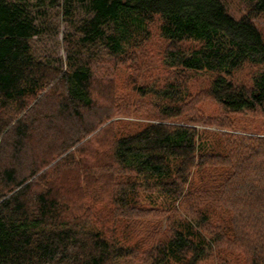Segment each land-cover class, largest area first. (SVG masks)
<instances>
[{"label": "trees", "instance_id": "obj_1", "mask_svg": "<svg viewBox=\"0 0 264 264\" xmlns=\"http://www.w3.org/2000/svg\"><path fill=\"white\" fill-rule=\"evenodd\" d=\"M249 7L237 18L224 0H0V264H264V132L236 128L238 116L264 121V0ZM43 8L73 22L65 69L33 53ZM155 19L166 65L212 75L202 92L221 114L194 104L192 118L215 129L180 124L188 106L171 82L147 91L165 101L157 122L109 135L95 50L130 55ZM248 63L263 70L234 82ZM102 131L106 148L89 138ZM81 148L93 164H74Z\"/></svg>", "mask_w": 264, "mask_h": 264}, {"label": "rangeland", "instance_id": "obj_2", "mask_svg": "<svg viewBox=\"0 0 264 264\" xmlns=\"http://www.w3.org/2000/svg\"><path fill=\"white\" fill-rule=\"evenodd\" d=\"M253 1L254 0H224L229 12L237 18L248 13L250 9L249 6ZM80 11L81 14L87 13L82 7ZM32 12L36 23L41 29V33L32 40V49L35 57L41 62L48 63L55 68L65 69L67 67V56L69 52L67 49V36L70 40L73 39L74 36H77L72 27L73 22L70 23L64 20L58 8H43L38 11L33 9ZM254 21L264 35V13L255 16ZM160 24V19H155L150 24V38L140 47L133 50L134 52L130 55L113 57L107 53L106 49L100 51L95 50L98 55L92 59L93 79L96 82H94V84L99 86L102 85V87H109V90L106 91L102 89V94L104 96L98 97L100 98V107H108L111 111L112 118L109 124L110 128L114 129H109V135L126 133L128 131L143 128L149 123L157 122L160 118V107L165 101L158 95L147 91H156L157 89L165 88L171 82H175L176 85L181 86L184 91L182 95L184 97L183 102L188 106L185 110L186 113L183 115L184 118H181L182 121L180 124L186 122L191 126H196L198 129L209 130L216 128L215 126L202 124V122L195 123L197 118H192V116H194V111H192L194 104H197L196 108L199 114L202 113L210 117L221 114L218 105L202 92L210 86L212 75L205 71L193 72L166 65L164 56L167 48L171 44L161 36ZM183 44L185 49L196 46V43L193 41H186ZM83 56L87 57L88 54L84 53ZM261 70H263V67L248 63L238 69L234 73L232 79L236 83L249 85L253 76ZM55 82L56 81H53V83H51L54 90L56 87ZM47 90H45V92ZM33 100L34 99H29V102L27 101L28 104H31L24 106V110L11 107L12 112L10 111V117L17 120L21 116L19 112L24 113L28 111L29 108L36 103L37 100ZM39 106H41V104H39ZM197 113L195 114L196 116ZM237 119V126L239 127L236 128L264 132V121L262 119H252L244 115L238 116ZM164 120L166 123H174L173 120H175V118H164ZM105 131L100 132L98 135H94L93 133L89 136V138H92V143L94 145H99L97 146L98 148H100V145L105 148L108 146L104 143V138L108 136V133ZM80 150V155L77 151L75 152L74 164L77 165V160L82 159V157L93 164L95 158L92 157L96 155L91 153L92 155L88 154L90 156L87 157L85 155V148H81ZM46 168L47 167H43V169ZM43 169L41 168L40 172H42ZM74 173L77 176V171H74L73 174ZM49 175L54 179L52 173ZM78 175L83 176L82 172H79ZM70 178H74V175H71ZM75 178L77 187V177ZM79 179L82 180L81 177H79ZM71 187L72 186H70V188ZM70 188L69 190H71ZM75 192L77 198V189ZM81 194L85 196L84 193ZM96 204L99 206L98 209L106 210L105 205ZM98 212L100 211L98 210ZM89 213L90 210L85 205L83 216L86 217ZM93 217L95 216L93 215ZM225 256H227L230 261L234 258L229 255V253Z\"/></svg>", "mask_w": 264, "mask_h": 264}]
</instances>
